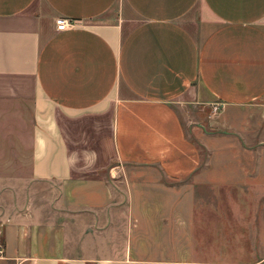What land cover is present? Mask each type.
<instances>
[{
    "label": "crops",
    "instance_id": "1",
    "mask_svg": "<svg viewBox=\"0 0 264 264\" xmlns=\"http://www.w3.org/2000/svg\"><path fill=\"white\" fill-rule=\"evenodd\" d=\"M11 153L70 216L2 218L0 264H264V0H0Z\"/></svg>",
    "mask_w": 264,
    "mask_h": 264
},
{
    "label": "rangeland",
    "instance_id": "2",
    "mask_svg": "<svg viewBox=\"0 0 264 264\" xmlns=\"http://www.w3.org/2000/svg\"><path fill=\"white\" fill-rule=\"evenodd\" d=\"M185 112L188 111L184 109ZM28 155L21 153L9 155L18 171L16 176L0 183V222L6 217L29 216L37 210L43 212V219L46 220L55 219L58 222L68 220L70 214L60 204L59 185L34 182L30 174L25 171L29 169L26 161ZM1 157L3 154H0Z\"/></svg>",
    "mask_w": 264,
    "mask_h": 264
},
{
    "label": "built area",
    "instance_id": "3",
    "mask_svg": "<svg viewBox=\"0 0 264 264\" xmlns=\"http://www.w3.org/2000/svg\"><path fill=\"white\" fill-rule=\"evenodd\" d=\"M57 29L61 32L66 31L70 28H73L77 25L76 21H73L68 18L60 17L56 20ZM218 110V108H216ZM4 252V245L2 242V232H0V257H2Z\"/></svg>",
    "mask_w": 264,
    "mask_h": 264
}]
</instances>
